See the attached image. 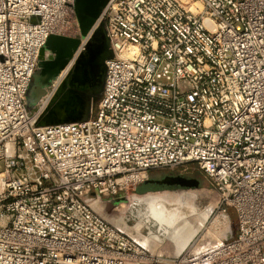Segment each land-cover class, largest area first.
Returning a JSON list of instances; mask_svg holds the SVG:
<instances>
[{"label": "built area", "instance_id": "obj_1", "mask_svg": "<svg viewBox=\"0 0 264 264\" xmlns=\"http://www.w3.org/2000/svg\"><path fill=\"white\" fill-rule=\"evenodd\" d=\"M196 1L108 0L91 117L39 125L62 75L28 93L49 37L80 28L75 0H0V264H264V0ZM187 163L235 233L160 257L87 199Z\"/></svg>", "mask_w": 264, "mask_h": 264}, {"label": "water", "instance_id": "obj_2", "mask_svg": "<svg viewBox=\"0 0 264 264\" xmlns=\"http://www.w3.org/2000/svg\"><path fill=\"white\" fill-rule=\"evenodd\" d=\"M108 0H75V10L81 34L70 37L52 34L42 50L40 67L34 75L28 93V104L33 108L45 94L46 87L69 63L75 51L92 30ZM49 49L53 58L45 57ZM105 23L91 35L76 61V70L68 75V87L52 102L40 117L39 125L62 122L86 121L93 112L94 104L101 97L107 74V60L113 58Z\"/></svg>", "mask_w": 264, "mask_h": 264}, {"label": "rangeland", "instance_id": "obj_3", "mask_svg": "<svg viewBox=\"0 0 264 264\" xmlns=\"http://www.w3.org/2000/svg\"><path fill=\"white\" fill-rule=\"evenodd\" d=\"M80 34H81V28L76 29L74 31H71L65 35L70 36V37H75V36H78ZM82 38H84V37H82ZM59 79H58V81H59ZM99 100H100V98L98 99V101ZM98 101H96V103L94 104V108L97 106ZM183 189L184 190L187 189V190L183 191V193H181V195H183V196L189 195L188 200L183 202V204L181 203V204L173 205L172 206V212H179V214L182 216L186 215L189 219L194 220L193 221L194 224L195 225L197 224V226H198L197 227V229H198L197 234L189 242L188 245H191V244L194 245L195 243L207 242V241H210L211 238H216L218 236H221L222 235L221 233L225 229V226H226V220L224 218V215H227V217H228V222H229V225L231 226V233H235V231H236L235 214L233 213L232 210H229L227 213H221L220 212V209L217 208V206L219 205L220 195L212 185L208 188H183ZM173 190H180L181 191V189H171L169 191H173ZM148 192H150V191H148ZM148 192L147 191H143V192L141 191L140 192L138 190L135 191L133 188H130V190L127 193H123L122 196H125V198H122L120 200L115 199L116 202L114 200H110V201L105 200L104 202H100L97 200L96 202L93 203V207L96 211H98L103 216H105L110 222L117 224V225L121 226L122 228L127 229L132 234H134L137 238H138V236H140V237L141 236L142 237L148 236L149 230H151L154 225L151 224V227H143L141 229H137V227H136L139 220L141 219V217H140L141 211H139V206H138L142 202L140 195H141V193L143 194V193H148ZM155 192H157V191H155ZM187 192H189L190 194H188ZM138 194H140V195H138ZM191 196H192V199L190 198ZM88 197L90 200L95 199V198H93V196H88ZM123 199H124V201H123ZM123 202H125V203H123ZM186 202H187V204H186ZM189 203L191 204V206H189L190 205ZM192 205L195 206V211H198V213H202V212L206 211L207 214L204 216H200L199 214L196 215L195 212L193 211ZM181 206H182V208H181ZM189 208H191L192 210ZM217 225H220L219 230L216 229L218 227ZM206 239H207V241H206ZM150 243H151L150 244L151 246L148 245L150 251L154 255H157L160 257H167V256L176 255L180 251H182V250H180V248L175 243L171 242L169 239H163V240L152 239Z\"/></svg>", "mask_w": 264, "mask_h": 264}, {"label": "bare ground", "instance_id": "obj_4", "mask_svg": "<svg viewBox=\"0 0 264 264\" xmlns=\"http://www.w3.org/2000/svg\"><path fill=\"white\" fill-rule=\"evenodd\" d=\"M193 6H201V3L194 0ZM101 22L102 21L99 18L98 21L96 22V24L94 25V27L92 28V30L89 32L86 39L77 48L73 57L70 59L69 63L65 66L64 69H62L60 71V74L62 75V77L59 79V81L56 80L57 81L56 82L57 83L56 89L54 91L47 93V95H48L47 98L42 100L43 106H42L41 110L39 111L40 116L43 115V113L46 111L48 106L52 102L57 100L59 95L68 87V84H69V82L67 80L68 75L71 74L74 70H76L75 66H76V61H77L79 54L84 50L85 44L88 41V39L91 37L93 32H95L99 29ZM44 55H45V57H49V58L54 57L51 54L49 49H47L45 51ZM185 190H187V189H185ZM185 190L184 189H181V191L180 190H173V191L161 190V191H157V192L150 191L148 193H143V194L141 193V195L138 194V195H140L142 202L138 205L139 211H141V216H140L141 219L139 220L138 224L136 225L137 229H141L143 227H151V224L154 225L153 228L151 230H149L148 236H143V237L141 236L143 239L140 236H138L140 233L137 235L141 242H143L144 244H146L148 246L151 244L150 242L152 239H154V240L169 239L171 242L175 243L180 248V250H183L189 244V242L195 237V235L198 232V229H197L198 226H197V224L196 225L194 224V222H193L194 220L189 219L186 215L185 216L180 215L179 212H172V206L173 205L181 204V203L183 204V202L188 200L189 195L188 196L181 195V193H183V191H185ZM187 193L190 194L189 192H187ZM93 198H95V197L93 196ZM122 198H125V196H122V197H119L116 199L120 200ZM190 198L192 199V196ZM87 199L92 206H93V203L97 201L96 198L90 200L89 197H87ZM123 201H124V199H123ZM123 203H125V202H123ZM186 204H187V202H186ZM189 206H191V204ZM181 208H182V206H181ZM192 208H193V211L195 212L196 215L199 214L200 216H204L207 214L206 211L202 212V213H198V211H195L194 205H192ZM189 209H191V208H189ZM224 218L226 220V226L224 225L225 229L222 231L221 234H222V236L227 237V236H230V234H231V226L229 225L227 215H224ZM206 241H207V239H206ZM203 243H205V242H203Z\"/></svg>", "mask_w": 264, "mask_h": 264}, {"label": "crops", "instance_id": "obj_5", "mask_svg": "<svg viewBox=\"0 0 264 264\" xmlns=\"http://www.w3.org/2000/svg\"><path fill=\"white\" fill-rule=\"evenodd\" d=\"M197 163L178 167L150 169L147 178L137 186L138 191H161L183 188H208L211 181Z\"/></svg>", "mask_w": 264, "mask_h": 264}]
</instances>
